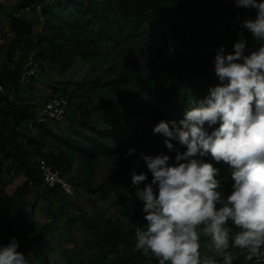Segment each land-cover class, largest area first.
I'll return each mask as SVG.
<instances>
[{"label":"trees","instance_id":"trees-1","mask_svg":"<svg viewBox=\"0 0 264 264\" xmlns=\"http://www.w3.org/2000/svg\"><path fill=\"white\" fill-rule=\"evenodd\" d=\"M50 1L53 2L51 11L58 18L47 19L46 14L41 15L44 22L39 31L35 29L39 18L34 7L43 5V0H19L18 6L9 8V27L7 30H0V56L4 42L9 41L10 51L17 44L26 55L37 53L40 58L48 57L47 59L56 66L55 71L63 75L72 68L77 57L83 61H91L99 56L100 64L104 65L103 57H108L110 51L118 49L126 39L133 37L136 31L158 19L172 18L173 6L177 7L179 14H190L192 24L200 23L197 3L191 0ZM228 1L197 0L204 5L206 20L225 32V40L211 36L198 41L190 36L189 32L174 24L173 36L178 40L174 48L180 54L178 53L170 63L163 65L162 71L160 57L170 49L162 48L158 51L155 45L157 39L151 40L147 47L139 51V56L149 54L150 61L146 63L150 70L148 78L143 74L145 63L142 64L141 59H126V62H123L122 72L115 79H108L111 86L106 93H114L119 88H130L135 92L130 96L124 94L115 98L116 107L105 110V116L102 117L104 121L109 116H116L112 129L106 124L99 126L92 121V117L110 107L111 102L101 105H95L92 101L86 104L74 102L81 90L87 91L102 85L100 77H96L86 87L81 83L78 90L64 92L67 97H63L69 100L70 107L74 110L61 137L46 130L44 125L34 124L36 115L26 105L13 103L9 96L2 97L8 109V116L0 122V244L8 243L9 237L15 236L20 244L18 251L25 254L30 264H50L44 255L39 263V252L41 253L44 244L51 245L59 240L54 231L58 229V218H65V226L68 228L81 221L86 225L87 231L93 233V238L84 239L82 247L73 250L66 247L61 251L58 256L65 264H158V259L151 254L144 255L142 251H133L137 232L144 230L147 224L142 212L143 204L134 195L136 189L125 179L118 178L115 181L113 174L102 185L90 190L87 188L89 182L86 181V176L92 177L94 167L99 164L100 155H125L131 148L135 149V152L129 158L135 157L143 161L140 159V153L149 154L143 151L142 146L150 139L148 133L140 134L143 125L149 127L161 120H175L178 124L179 108L191 107L188 105L186 93L181 91L182 86L192 83L199 70L202 71V79L215 72L214 59L221 46L224 47L225 54L232 52L238 34L242 31L240 20L237 19L238 14L241 18L255 17L254 9L231 7L227 4ZM24 7H33L29 17L20 13ZM122 20L124 24L115 25V22ZM124 33H128L127 38H123ZM244 35L247 38L245 54H250L259 48L261 42L253 40L247 31H244ZM162 37L167 38L166 32ZM43 41L44 48L38 52ZM206 50L212 53L211 56L206 54ZM25 64L26 60H21L16 72H9L11 80L23 73ZM162 73L166 75V83L172 87V91L167 92L160 82ZM176 94L183 96V99L173 114H167L164 112V103L167 101L174 104V101L179 99L178 96L175 97ZM81 97L84 99L86 95ZM131 101L137 105L136 108H131L127 114H120L118 110L129 107ZM148 102H157L159 105L149 108ZM32 123L37 129L36 134L31 133L28 128ZM23 125L25 131L20 136L18 130ZM43 145L50 146V152L45 153L42 150ZM36 157L45 158L63 176L74 173L72 183L76 188H83L88 192L90 199L95 197L97 200L107 201L120 190L121 194L114 201L115 206L121 209L119 215L114 214L109 218L101 215L95 220L80 212L68 214L65 205L69 199L62 195L59 188L43 185L34 163ZM204 159L220 170L218 179L226 178V164L223 161L217 163L210 155ZM75 162L78 164L75 165ZM143 171L148 172L146 164ZM14 178H23L24 182L9 193ZM151 179L152 174L148 172V181ZM232 183L231 178L226 179L225 188H230ZM34 193H38L43 200L44 205L41 207L48 220V223L37 231L28 229L25 223L36 211V206H31L28 201ZM54 204L58 209L53 208ZM201 239L207 240L203 236ZM69 240L66 239L68 243L72 239ZM33 243H37L38 252L32 254ZM229 250L240 252L237 248L230 247ZM111 257L116 260L111 261ZM215 259L217 264H223L221 257ZM233 264L252 262H247L242 254L233 260Z\"/></svg>","mask_w":264,"mask_h":264},{"label":"clouds","instance_id":"clouds-1","mask_svg":"<svg viewBox=\"0 0 264 264\" xmlns=\"http://www.w3.org/2000/svg\"><path fill=\"white\" fill-rule=\"evenodd\" d=\"M232 2L256 14H238L242 31L232 52L225 54L223 46L217 51L219 83L193 102L179 125L161 120L153 128L176 152L175 162L163 153L141 152L151 182L148 172H131V187L147 222L136 234L133 251L151 254L158 264H217L208 252L233 264L230 247L246 250L247 261L264 255V0ZM244 31L261 42L247 55ZM134 152L130 148L126 156ZM209 155L231 169L230 188H225L226 178L218 179L220 170L204 159ZM202 236L208 252H201ZM19 247L15 236L0 244V264H30Z\"/></svg>","mask_w":264,"mask_h":264},{"label":"rangeland","instance_id":"rangeland-1","mask_svg":"<svg viewBox=\"0 0 264 264\" xmlns=\"http://www.w3.org/2000/svg\"><path fill=\"white\" fill-rule=\"evenodd\" d=\"M19 0H0V30L8 29L9 27V8H15L13 6H18ZM44 4L41 6L34 7V10L38 16L36 30H40L42 23L44 20L41 15L46 14L47 19H55L57 20L58 16L55 15L51 11V6L53 2L50 0H43ZM193 3H197V14L199 16L200 23L192 24L190 20V14L184 13L179 14L177 11V7H172V14L174 15L172 18H161L156 21L150 22L143 27V29H139L133 35V37L126 39L125 43H123L118 49L112 50L109 52V56L103 57L104 65L100 64L101 58L99 56L93 58L91 61H83L80 57H77L72 68L64 73L63 75L58 74L56 70V66L46 58L38 57L37 53H33L30 55H26L25 52L16 44L9 50V41H5L3 44V48L1 50L0 56V122H2L6 116H8V109L6 103L3 101L2 97L9 96L10 100L13 103H17L20 105H26L28 109L33 111L37 116L38 111L42 108L47 99L53 94H58L60 96H66L64 92H72L73 90H78V86L81 83H84V87L87 86L91 81H93L96 77H100L102 85L99 87L90 89V90H81L78 94V97L75 99V104H86L88 101L94 102L95 105H101L105 102L110 103L111 106L107 109H104L98 114H95L92 117V121L99 126L107 125L109 128H113V121L116 120V116H109L106 118V121L102 119L105 115V110H111L116 107L114 100L125 94V96H130L135 92V90L130 88H119L116 89L114 93H106V91L110 88L111 85L108 84V79H115L119 73L123 70V62H126V59H141V63H145L143 65V74L148 78L150 75V70L146 67V63L150 61L149 54L145 53L142 56H139V51L147 47L148 43L151 40L157 39V50L160 51L162 48L170 49L163 53L160 57L161 71L163 70V65L170 63L173 61L176 56H178L179 51L174 48L178 42L177 38L173 36V25L176 24L179 29L183 31L189 32L190 36L196 38L198 41L203 40L204 37H216L218 40H225L227 35L225 32L219 27L213 25L209 21L206 20V14L204 11V5L197 2V0H191ZM227 4L231 7H236L232 0H229ZM25 8V7H24ZM23 8V9H24ZM30 11L21 12L20 13L24 17H29V14H32L33 7H29ZM45 11V13H43ZM124 24V21L115 22V25ZM166 32V37L163 38L162 34ZM43 33V32H42ZM128 33L123 34V38L126 37ZM189 37V36H188ZM127 38V37H126ZM44 48V41L39 47V51ZM181 48V47H180ZM179 48V49H180ZM207 55L211 56L212 53L209 51H205ZM39 54V53H38ZM180 54V53H179ZM247 55V54H246ZM36 64V75L30 80L29 83H24L22 81V74L18 78L10 79L8 75L9 72H16L19 67V63L21 60H26V66L29 64L30 59ZM116 61V62H115ZM25 66V68H26ZM23 67V72L25 70ZM202 71L199 70L196 73V78L192 83L186 84L182 86L181 91L186 93L188 99V105L192 106L195 100L203 99L205 96L209 94V89L214 87L219 83L218 78L215 75V72L210 77H204L202 79L201 74ZM160 82L164 85L167 92L172 91V87L166 83L167 78L164 73L161 74ZM216 83V84H213ZM68 89L67 91H65ZM86 95L83 99L81 96ZM181 95H184L180 93ZM180 94H176L179 99L174 101V104H169L167 101L164 103V112L167 114H173L183 96ZM149 98V95H147ZM148 107L153 108L159 105V103H150L148 102ZM136 104L134 101H131L129 107L125 109L118 110L120 114H127L131 111V108L135 109ZM188 108H179L178 110V125L179 121L183 119L184 114ZM74 108L68 110L66 117L64 120L56 122V121H48L44 125L45 129L49 132H52L55 136L61 137L63 135V131L67 128V121H69V117L72 114L71 112ZM177 120V118H176ZM106 122V123H104ZM155 125H151L146 127L142 126L140 130V134L142 135L144 132L148 133L149 141L142 146V149L145 153L149 155H157V154H165L169 155L172 159L170 163L175 162V151H169L164 144V140L166 139L164 136L160 134H155L153 132V128ZM215 127V126H214ZM218 127V125H216ZM30 128V132L36 134L35 125L32 123L28 126ZM25 131V126L23 125L19 130V135L21 136ZM100 131V130H99ZM211 131V129L209 130ZM177 149L180 151H184L185 148L181 146L177 141H171ZM113 145V144H112ZM42 150L45 153L50 152L51 147L47 145L42 146ZM208 160H206L207 162ZM78 162H75L77 165ZM225 164V163H224ZM145 163L140 161L135 157L129 158V156L119 155V156H110V155H100L99 156V164L94 167L92 171V177L87 175L86 181L89 182L87 188L92 190L100 185H102L108 177L111 175H115L114 180L117 181L118 178H122L131 183V172L133 169L137 171V173L144 170ZM226 179L231 178V169L226 164ZM91 173V172H89ZM68 182L71 184L74 192V198H68L69 200L66 202L65 210L68 214H74L76 212H80L86 216H89L92 219L97 220L99 216L105 215L107 218L111 217L114 214H118L120 212V208L115 206L114 201L118 199V196L121 194L119 190L115 195L110 197L107 201L97 200L95 197L90 196V194L83 190V188H76L72 183V179L75 178V174L71 173V175L64 176ZM24 182L23 178H14L12 180V184L9 187V193H12L14 189L21 185ZM149 183L151 181H148ZM117 185V184H116ZM66 197L64 194H62ZM29 204L31 206H36L35 214L29 216L26 220V226L28 229L37 231L39 228L48 223V220L45 218V212L41 207L44 205L43 200L39 197L38 193L32 194L29 199ZM53 208H56V205H53ZM66 219L58 218V229H55V235H58L59 240L54 241L51 245L44 244L42 246V251L40 254V258H38L39 263L42 262V255H44L47 261L50 264H65V262L59 258V254L63 249L68 247L69 249H75L76 247H82L84 245V239L93 238V233L87 231L86 225H83L81 221H78L74 224L72 228H68L65 226ZM72 239L70 243L66 241V239ZM207 240L201 239V252H208L206 247ZM38 252L37 243H33V248L31 253ZM229 253L232 255L233 260H236L238 255H242V249L240 252L229 250ZM209 256L217 258L214 253L208 252ZM111 261H115V257L110 258ZM249 262V261H247ZM146 264H151L150 262Z\"/></svg>","mask_w":264,"mask_h":264},{"label":"built area","instance_id":"built-area-1","mask_svg":"<svg viewBox=\"0 0 264 264\" xmlns=\"http://www.w3.org/2000/svg\"><path fill=\"white\" fill-rule=\"evenodd\" d=\"M30 11L29 7H25L21 12ZM37 69L36 64L30 59L29 64L26 66L22 81L29 83L30 80L36 75ZM70 107V102L66 97L58 94H53L44 103L42 108L38 111L36 121L34 124L43 125L48 121H62L65 119ZM36 168L40 174L43 185L48 188H59L61 193L68 198H74L75 192L68 182V180L62 175V173L55 169L47 160L43 157H36L34 160ZM243 255L246 257V250L242 249ZM264 252V249H262ZM252 264H264V255L260 257H254L251 261Z\"/></svg>","mask_w":264,"mask_h":264}]
</instances>
